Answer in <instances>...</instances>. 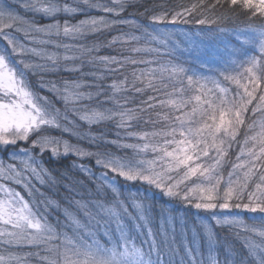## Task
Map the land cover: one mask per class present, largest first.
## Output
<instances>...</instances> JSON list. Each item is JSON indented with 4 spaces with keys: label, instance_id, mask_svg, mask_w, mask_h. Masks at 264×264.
Returning a JSON list of instances; mask_svg holds the SVG:
<instances>
[{
    "label": "snow or ice",
    "instance_id": "1",
    "mask_svg": "<svg viewBox=\"0 0 264 264\" xmlns=\"http://www.w3.org/2000/svg\"><path fill=\"white\" fill-rule=\"evenodd\" d=\"M148 2L0 0V264H264V0Z\"/></svg>",
    "mask_w": 264,
    "mask_h": 264
},
{
    "label": "trees",
    "instance_id": "2",
    "mask_svg": "<svg viewBox=\"0 0 264 264\" xmlns=\"http://www.w3.org/2000/svg\"><path fill=\"white\" fill-rule=\"evenodd\" d=\"M69 2H71V0H69ZM101 2H106V1H105V0H101ZM133 2H134V3H141V4H144V3L148 2V0H133ZM190 2H192V0H150V2H148V6L151 7L152 5H158V4L168 5L169 3H190ZM206 2L210 4V3L213 2V0H206ZM16 7H17V11L19 12V14H20L21 16H25V15H26L27 18L30 17V13H27V14H26L25 11H24L22 8L19 7V4H16ZM128 11H129V12H136L137 9H135V8H130V9H128ZM139 11L142 12L143 9L140 8ZM121 30H122V31H127V29H121ZM114 34H115V33H113V35H114ZM109 38H110V37H109ZM94 39H100V40H102V39H104V37H96V38H94ZM91 42H92L91 40L88 41V43H91ZM101 54H102V55H107V54H109V53H107V52H102ZM107 83H110V81H107ZM42 94L47 95L46 92H45V93H42ZM65 138L71 140L72 143H76V141H75L72 137H65ZM84 146L86 147L87 145H84ZM235 150H236V148H234V149L232 150L231 155H229L230 157L233 156V154L235 153ZM73 162H75V163H82V162H83V163H88L87 161H80V160H78L76 157H74V156H70V157L68 158V160L65 161V164H70V163H73ZM64 170H65L64 168H61V169H60V171H64ZM69 175L72 176L73 179H76V178L83 179L82 176H77V175H75V174H73V173H69ZM123 182H124V181H123ZM124 183H129V182H124ZM135 186L137 187L138 184L135 185ZM36 187L39 188L40 191L44 192L46 195L51 196V193L48 192V189H47V188H41L40 185H38V184L36 185ZM127 189H128V188H127ZM128 190H129V189H128ZM131 190H133V188H131ZM54 191H59V192H61L62 194H64V190H63L62 188H60V189H54ZM76 191H77V192H80L81 194H85V190L82 189V188H77ZM125 194H127V192H125ZM52 198H53V199H59V197H52ZM74 199L79 200V199H80V196H75ZM130 210H131V209H130ZM193 214H194V213H193V210H190L189 213H188L189 218H191V217L193 216ZM49 219H51V217H50ZM61 219H63V217H61ZM247 219H248V217L246 218V220H247ZM249 222L251 223V221H249ZM53 223H54V221H53ZM254 239H256L257 242H259V238H258V237H254ZM23 251H33V249H24ZM30 264H36V261L33 260V261L30 262Z\"/></svg>",
    "mask_w": 264,
    "mask_h": 264
},
{
    "label": "rangeland",
    "instance_id": "3",
    "mask_svg": "<svg viewBox=\"0 0 264 264\" xmlns=\"http://www.w3.org/2000/svg\"><path fill=\"white\" fill-rule=\"evenodd\" d=\"M15 3H17V4H20L21 2H22V0H13ZM91 15H93V13H90ZM83 17L81 16V17H77V19H82ZM233 159H234V157H233ZM121 183H124L123 181H121ZM124 184H126V183H124ZM138 187V186H137ZM202 215H206V214H202Z\"/></svg>",
    "mask_w": 264,
    "mask_h": 264
}]
</instances>
